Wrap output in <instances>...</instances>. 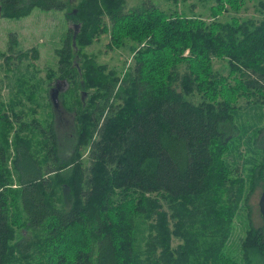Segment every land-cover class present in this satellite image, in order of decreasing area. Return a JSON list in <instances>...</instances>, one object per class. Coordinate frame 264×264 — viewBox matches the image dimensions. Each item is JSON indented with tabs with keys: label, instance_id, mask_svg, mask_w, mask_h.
Returning <instances> with one entry per match:
<instances>
[{
	"label": "trees",
	"instance_id": "1",
	"mask_svg": "<svg viewBox=\"0 0 264 264\" xmlns=\"http://www.w3.org/2000/svg\"><path fill=\"white\" fill-rule=\"evenodd\" d=\"M214 1L206 19L152 0H0L4 17L36 6L76 24L45 73L66 83L70 150L51 118L0 109V264H264L263 225L249 215L228 246L237 208L264 186V14L223 18L243 0ZM101 33L130 49L122 69L84 51ZM15 41L0 57L18 68L38 50ZM30 75L16 89L37 102Z\"/></svg>",
	"mask_w": 264,
	"mask_h": 264
},
{
	"label": "rangeland",
	"instance_id": "2",
	"mask_svg": "<svg viewBox=\"0 0 264 264\" xmlns=\"http://www.w3.org/2000/svg\"><path fill=\"white\" fill-rule=\"evenodd\" d=\"M159 7L165 10L175 9L181 11L187 15L198 14L202 15L204 18H210L211 14V5L215 4L214 0H152ZM139 0H125L126 5L137 4ZM264 2V0H263ZM223 18H226L230 15H239V17H260L264 14V6H260L256 3L255 0H243L242 5L238 9H230L226 7L222 13ZM67 27L74 28L73 22L64 17L63 10H58L55 8H48L47 10L33 6L30 12L21 15V17H4L0 15V50L6 51V47L9 41V34H12L15 38L16 46L22 47H36L38 50L36 58L33 59H22L21 62H18V68H13L15 58L11 59L8 62V65L4 63L2 57H0V109L5 110L9 113L10 120L12 116L10 115V107H13L15 112L18 110L22 113L21 118L24 121L32 123L33 118L37 121H40V125L46 123L47 120H50V106L48 104V96L46 99V91L49 90L50 82L53 79H47L45 73L51 69L55 71L57 61L55 48L58 47L61 43L62 38L65 35ZM107 41V35L104 33L99 35L98 39L93 40L88 45L84 47V51L87 54H92L95 59L99 62H105L107 66H112L117 69H122V67L127 64L130 60L131 51L127 47H113L109 48L105 43ZM131 42L127 41V44ZM8 53V52H7ZM76 62V61H75ZM78 61L75 63L77 65ZM27 65V69H26ZM225 65L224 60H213V67L225 72L223 66ZM26 75V77H31V81L35 83L40 80L38 86L40 90L38 92L40 95H36V101L33 102L29 100V97H26L21 92L16 89V82L18 81L17 76L19 74ZM17 79V80H16ZM64 81L57 85L58 89L55 92V100L58 101V107L53 108V125L58 128V132L62 138L64 134L67 135L71 131L72 120L70 113L62 108L59 93L64 90ZM59 92V93H58ZM55 110V112H54ZM51 114V113H50ZM51 114V115H52ZM11 128L17 126V121L12 120ZM263 119L258 122L262 124ZM38 124V125H39ZM39 125V126H40ZM31 125L27 124L25 129L21 130L22 134L29 132L28 134L31 138L36 135L31 134ZM12 132V130H11ZM71 140V139H70ZM66 140L64 145L61 147V151H65L71 146L72 140ZM70 141V144H68ZM40 158L41 154L36 153ZM87 153L83 152L84 162H87ZM262 186L257 185L250 192L248 196V207L241 204L236 210V214L233 217V228L230 232V241L228 242L229 247H233L238 241V237L243 234L244 228L247 222V217L249 215L250 222L252 225L262 224L261 213L258 211V196L262 191ZM163 208L166 213L169 214V208L166 203L163 202ZM166 224L171 226V219L168 218ZM143 239L141 240V243ZM172 245L176 243L174 239L171 240ZM143 244V243H142Z\"/></svg>",
	"mask_w": 264,
	"mask_h": 264
},
{
	"label": "flooded vegetation",
	"instance_id": "3",
	"mask_svg": "<svg viewBox=\"0 0 264 264\" xmlns=\"http://www.w3.org/2000/svg\"><path fill=\"white\" fill-rule=\"evenodd\" d=\"M59 78H57V77H55V78H53V81H51L50 82V86H48V88H49V90H47L46 91V95L48 96V101H50L49 103H50V113L52 114L53 112V108H55V106H57L58 107V101H55V98H53L55 95H54V93H55V90H57L58 89V87H57V85H59L60 83H63V82H60L59 80H58ZM65 83V82H64ZM66 84V83H65ZM65 86L66 85H64V88H65ZM59 93V92H58ZM63 107V106H62ZM63 109H65V108H63ZM66 110V109H65ZM68 113H70V115H71V120L73 119V113L72 112H70V111H68V110H66ZM54 112H55V110H54ZM54 118H55V114H54V117H53V114L51 115V121H52V127H53V129H54V132H55V141H57V144H58V148L60 149V151H61V146L62 145H64L65 143H63V142H65L66 140H70L71 138H72V134H73V130H74V126H73V121H72V125H71V131L68 133L67 132V135L66 134H64V137L65 138H62L61 137V135L59 134V132H58V128L57 127H55V125H53V120H54ZM71 141V140H70ZM70 141H69V143L68 144H70ZM68 150H70V147L68 148ZM67 149L65 150V151H62V154H66L67 153V151H68Z\"/></svg>",
	"mask_w": 264,
	"mask_h": 264
},
{
	"label": "water",
	"instance_id": "4",
	"mask_svg": "<svg viewBox=\"0 0 264 264\" xmlns=\"http://www.w3.org/2000/svg\"><path fill=\"white\" fill-rule=\"evenodd\" d=\"M74 25H75V28H76V24H74ZM73 37H74V35H73ZM58 80L60 82H63L64 81V78L63 79H58ZM55 92H56V90H55ZM53 98H55V96ZM258 198H259L258 201H257L258 211L261 213L262 225H263L262 226V229H261V235H262V238H263V241H264V186H263V189L260 192Z\"/></svg>",
	"mask_w": 264,
	"mask_h": 264
}]
</instances>
